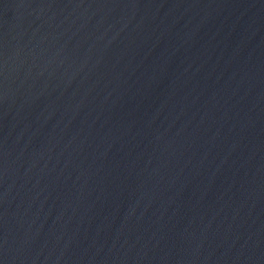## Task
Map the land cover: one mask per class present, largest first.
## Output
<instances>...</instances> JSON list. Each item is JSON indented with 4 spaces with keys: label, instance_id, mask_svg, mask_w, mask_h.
Segmentation results:
<instances>
[{
    "label": "water",
    "instance_id": "obj_1",
    "mask_svg": "<svg viewBox=\"0 0 264 264\" xmlns=\"http://www.w3.org/2000/svg\"><path fill=\"white\" fill-rule=\"evenodd\" d=\"M0 264H264V0H0Z\"/></svg>",
    "mask_w": 264,
    "mask_h": 264
}]
</instances>
